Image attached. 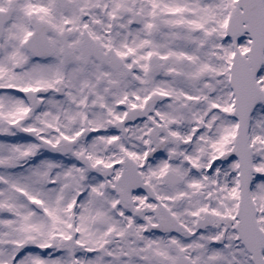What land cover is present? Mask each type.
I'll return each instance as SVG.
<instances>
[{"label": "snow or ice", "instance_id": "snow-or-ice-1", "mask_svg": "<svg viewBox=\"0 0 264 264\" xmlns=\"http://www.w3.org/2000/svg\"><path fill=\"white\" fill-rule=\"evenodd\" d=\"M0 264H264V0H0Z\"/></svg>", "mask_w": 264, "mask_h": 264}]
</instances>
